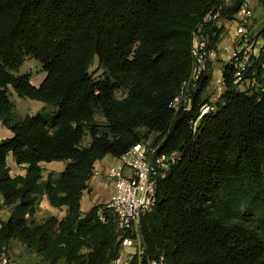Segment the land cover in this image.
I'll list each match as a JSON object with an SVG mask.
<instances>
[{
	"label": "trees",
	"instance_id": "obj_1",
	"mask_svg": "<svg viewBox=\"0 0 264 264\" xmlns=\"http://www.w3.org/2000/svg\"><path fill=\"white\" fill-rule=\"evenodd\" d=\"M258 2L264 9V0ZM219 5L0 0V121L13 134L0 141V208L10 210L0 221V254L17 241L42 264H115L122 252L117 219L104 204L84 214L83 193L97 162L154 136L160 153L178 152L181 159L160 181L155 208L141 219L142 254L126 264H264V91H256L264 87V51L251 71L253 95L237 89L226 64L227 90L196 132L191 121L208 73L193 90L191 111L170 106L192 74L194 36L202 30L208 49L217 48L222 29L203 20ZM237 10L234 0L221 15L231 18ZM259 37L264 50V29ZM27 58L45 73L39 86L16 73ZM96 59L98 77L90 72ZM12 90L46 108L18 117ZM9 155L26 165L25 175L11 176ZM51 162L67 164L57 179H44L42 164ZM44 196L67 215L34 222Z\"/></svg>",
	"mask_w": 264,
	"mask_h": 264
},
{
	"label": "built area",
	"instance_id": "obj_2",
	"mask_svg": "<svg viewBox=\"0 0 264 264\" xmlns=\"http://www.w3.org/2000/svg\"><path fill=\"white\" fill-rule=\"evenodd\" d=\"M233 1L220 0V5L205 16L203 25L213 24L217 29H222L221 39L216 50H209L202 30L194 36L192 54L195 65L192 74L182 84L170 105L175 111H191L193 90L202 74L208 73V89L198 104L197 118L191 121L194 132L197 131L202 118L216 113L217 101L227 90L224 77L226 64L235 72L234 84L239 91L253 95L256 88L255 72L251 71L264 51L263 40L259 37V33L264 29V15H255V0H235L238 1L237 12L231 18L222 16L221 9L228 8ZM262 13L264 14V11ZM226 40H230V43H226ZM222 44L226 54L221 60L223 64H218ZM261 68L264 70V62H261ZM256 91L262 92L264 87ZM114 159L115 162L106 170L107 178L113 182V191L104 205L116 217L117 228L121 233L122 252L115 264H126L134 254H142L139 239L141 219L155 208L159 183L167 177L172 167L178 164L181 155L178 152L160 153L159 146L154 142H145L135 144L128 152ZM99 173V168L95 167L93 176ZM100 218L104 219L103 216ZM132 234L136 236L135 239L130 236ZM129 249H132L133 253H127ZM0 264H12L8 252L0 254ZM149 264L166 263L163 260H153Z\"/></svg>",
	"mask_w": 264,
	"mask_h": 264
},
{
	"label": "crops",
	"instance_id": "obj_3",
	"mask_svg": "<svg viewBox=\"0 0 264 264\" xmlns=\"http://www.w3.org/2000/svg\"><path fill=\"white\" fill-rule=\"evenodd\" d=\"M255 15H256V10H255ZM226 43H230V40H226ZM226 54V51L224 49V45L222 44L220 46L219 50V59H224ZM223 64L222 61H218V64ZM44 78L41 80H37V82L32 83L35 86H39ZM12 132L7 129L5 126H3L2 122L0 121V141L11 138L12 137ZM108 157V156H107ZM105 157L102 161H99L96 163L95 167L99 168V175L93 176L90 181H89V188L83 193L82 197V203H81V208L82 212L85 214L87 213L90 209H92L94 206L102 204V203H107L110 195L112 194L113 191V182L112 180L108 179L106 176V170L107 167L113 164L115 161L114 157H112L113 160H106L108 159ZM67 162L65 164H59L56 162H51V163H43L42 167L44 168L43 172V177L44 179H47L48 177H52L55 179L56 176V168H62L61 170L63 171ZM7 165L10 170V174L12 177L16 176H23L26 173V165H18L12 155H9L7 158ZM60 171V173L62 172ZM106 200L105 202H103ZM3 204V197L0 195V206ZM67 215L66 208L63 207L61 209L55 208L50 205V203L47 200V197H41L36 205V217L39 220L44 221L45 218L47 217H57L58 219H62ZM10 216V210L6 207L0 208V221L7 220L8 217ZM38 223V222H37ZM127 253H133V251H129ZM8 254L10 255V258L12 260L13 264H42L39 261L38 256L32 252L30 249H28L26 246L13 241L10 244Z\"/></svg>",
	"mask_w": 264,
	"mask_h": 264
},
{
	"label": "rangeland",
	"instance_id": "obj_4",
	"mask_svg": "<svg viewBox=\"0 0 264 264\" xmlns=\"http://www.w3.org/2000/svg\"><path fill=\"white\" fill-rule=\"evenodd\" d=\"M254 4H255L256 16L257 17L263 16L264 14L262 12L264 10L260 6L258 0H255V3ZM221 60L222 59H219V57H218L217 61H221ZM98 70H99L98 69V60L96 59L95 62H94V65L91 67L90 72L92 74H94L95 77H98L101 74V71H98ZM16 73L17 74H29L30 77H31V80L33 82H37V80H41L42 78L45 77V73L42 71V68H41L40 64L36 60H34L32 58H27L26 61L24 62V64L21 66V68ZM120 96H122V95L121 94H118L117 95V97H120ZM10 99H11V101L13 102V104L15 106V112H16V115L18 117H24L26 115H34L37 112L41 111L42 109L46 108V104H44V103H42L40 101H37V100L29 99V98H21L13 90L11 91V97H10ZM153 141H154V136H151L147 142L153 143ZM88 144H89V138L87 137L85 139V141H84V145H88ZM107 158L108 159H106V160H108V161L109 160L110 161L113 160L112 159V156H108ZM56 163L65 164V162H56ZM61 169L60 168H56L55 169L56 170L55 179H57L59 177L60 171H62ZM88 188H89V182H88ZM105 201L106 200H104L103 202H105ZM102 204H105V203H102ZM48 218L49 217L45 218L44 221L41 220V218L38 220L37 217H36V215H35V217L33 218V220L36 223L37 222L38 223H43ZM130 250L133 251L132 249H129V251Z\"/></svg>",
	"mask_w": 264,
	"mask_h": 264
}]
</instances>
